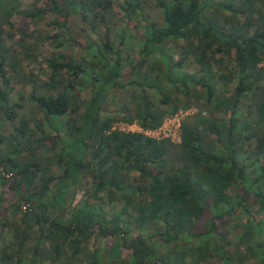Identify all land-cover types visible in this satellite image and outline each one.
<instances>
[{
    "label": "trees",
    "instance_id": "obj_1",
    "mask_svg": "<svg viewBox=\"0 0 264 264\" xmlns=\"http://www.w3.org/2000/svg\"><path fill=\"white\" fill-rule=\"evenodd\" d=\"M42 1L25 17L56 15L55 51L31 116L0 37V264H264V0H124L126 26L116 0ZM193 108L175 141L145 133Z\"/></svg>",
    "mask_w": 264,
    "mask_h": 264
},
{
    "label": "rangeland",
    "instance_id": "obj_2",
    "mask_svg": "<svg viewBox=\"0 0 264 264\" xmlns=\"http://www.w3.org/2000/svg\"><path fill=\"white\" fill-rule=\"evenodd\" d=\"M3 1L5 2V0ZM123 1L124 0H116L117 4L114 7V12L117 17L116 19L119 21L118 25L126 26L127 21L120 7V4ZM13 2L17 5L16 10L14 12L15 14L8 20H3V18H0V37L3 40V44L5 45V47L9 48L11 52L13 50L17 51V54L13 55V58L15 59L14 68L16 70H13L11 66H6V70L10 73H15L17 79V82L12 85L13 90L11 92V101L13 103H17L20 100L22 106L18 108L19 112L21 114L26 113L25 115L31 116V112H33L31 111L32 106L29 105L26 98V94L31 89V84H29L31 81L44 80L47 77L48 68L44 62L51 58L52 53L55 51L54 47L50 45L49 40H47V37L56 33V29L53 27V24H50L51 19L55 18L56 15L52 12H47L42 19L33 22L31 19L25 17V12L30 9L33 10L34 3L36 4L35 6L42 7L43 1L13 0ZM68 25L71 28L72 34L73 32H75V35L78 36L82 42H85L87 40L88 34L92 35V33L89 31V28L86 27L85 23L80 19V17L77 15H73V13H70L68 17ZM97 27L99 28L100 24ZM98 31L99 30H93L94 34H96ZM83 33H85L87 36H85ZM101 33L104 34V30H102ZM21 43L24 44L26 50L22 47ZM66 53L69 55H73V50L67 51ZM226 65L228 66V68H232L231 64ZM262 65L264 66V63ZM29 79L31 80L30 82H28ZM230 87H232V84H230ZM114 107L115 106L112 105V108ZM193 110L194 108L191 110L177 111L176 113L178 115H180L181 113L182 116H186L189 112H192ZM172 116H169L167 119H165L162 126L157 129V131L152 132L154 136H158L160 138L171 137L173 141L176 140V136L178 134V130L176 129V127L178 128V126L176 119H170ZM178 118L181 117L178 116ZM114 126L123 130L126 129L132 131H141L140 127L135 122L131 124L117 122L114 124ZM9 129V127H5L4 130L6 134L11 132ZM8 187V184H6L2 188ZM82 195V190L77 192L69 202L70 206L73 207V205H75L77 201L81 199ZM4 233L5 238L7 240H10L11 233L7 230H5ZM153 243H160V241L154 239ZM104 244L105 242L103 240L94 242V239L91 238L88 241L86 247L89 249L90 252H94L96 249L99 251V255L104 256L105 252L100 250ZM159 246L160 244H157L156 247L158 248V250H161L159 249ZM27 264H30V262L27 261ZM45 264L51 263L46 262ZM201 264L207 263L202 262ZM220 264H222V262H220Z\"/></svg>",
    "mask_w": 264,
    "mask_h": 264
},
{
    "label": "built area",
    "instance_id": "obj_3",
    "mask_svg": "<svg viewBox=\"0 0 264 264\" xmlns=\"http://www.w3.org/2000/svg\"><path fill=\"white\" fill-rule=\"evenodd\" d=\"M178 116L181 117V118H178ZM183 117H184V116H182L181 113H180V115H178L177 113H175L170 119H176V121H177V126H178V128H179V126H180V121L183 119ZM159 128H160V127H159ZM159 128H158V129H159ZM178 128L176 127L177 130H178ZM155 131H157V129H156V130H148V131H145V133L148 134V135H150V136H153V137H158V136H154V135H153L152 132H155Z\"/></svg>",
    "mask_w": 264,
    "mask_h": 264
}]
</instances>
